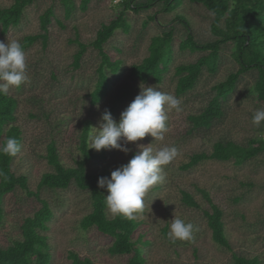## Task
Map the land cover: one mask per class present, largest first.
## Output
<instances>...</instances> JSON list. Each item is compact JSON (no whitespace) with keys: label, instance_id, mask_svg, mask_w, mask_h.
<instances>
[{"label":"rangeland","instance_id":"1","mask_svg":"<svg viewBox=\"0 0 264 264\" xmlns=\"http://www.w3.org/2000/svg\"><path fill=\"white\" fill-rule=\"evenodd\" d=\"M12 2L0 0V5L9 6ZM79 4L80 0H73L70 15L65 17L64 7L58 0H31L24 9L20 23L10 27L6 33L0 31V41L16 39L20 42L25 35L41 32L40 15L48 7H53L54 16L47 30L46 46L38 40L25 50L28 83L9 92L18 101L15 124L22 132L21 150L12 162V170L28 177V191L32 193L28 194L17 187L4 196L0 246H7L20 237L18 227L21 220L40 207V200H46L53 210V218L44 232L49 242V264H68L69 251L89 257L94 264L128 263L130 254L108 252L112 238L100 233L94 226L87 230L79 228L80 219L91 210L88 191L74 184L66 189L37 186L41 174L51 169L44 157L46 145L51 140L55 142L61 162L70 166L74 160L81 158L78 143L85 120L92 122L91 133L92 127H99L101 115L108 108L115 109L113 118L119 120L120 113L140 91L141 82L129 74L130 65L147 55L152 36L171 26L172 53L168 69L160 83L150 80L143 84L158 87L162 92L181 99V111L168 113V131L163 141H155L148 135L137 142H129L131 151L127 154L116 149H102L104 155L90 160L87 170L113 171L126 164L145 146L154 149L165 145L175 146L178 154L170 164L164 166V182L147 193L144 211L137 217L140 224L133 238L142 233L149 241L145 245L139 243L144 264H231L233 253L256 257L264 264V151L242 163H235L233 159L204 160L189 169L180 168L192 153L210 151L216 140H230L246 146L251 138H264V123L259 128L251 123L254 111L264 108V98L255 88L258 72L253 69L240 75L235 90L223 102V117L211 128L202 135L195 131L189 133L188 116L199 113L213 95V86L238 68L231 54L234 47L232 43L221 45L217 71L211 73L204 69L191 90L176 95L175 66L194 61L205 54L179 49V43L187 36V29L176 18H185L194 39L205 42L215 38L210 28L212 13L201 4L189 0H182L180 5L169 11L162 10V3H155L138 11L128 9V30H116L103 45L113 59L122 61L121 69L109 74V89L93 104L88 95L100 58L89 43L99 25L116 16L120 7L114 0H89L84 10ZM76 31L87 47L80 57L79 67L74 68L73 55L78 49L73 41ZM199 188L206 190L222 210L230 248L213 241L203 214L208 205ZM182 190L193 195L200 207L185 205L181 199ZM174 212L196 226L190 242L173 243L167 238ZM108 216H111L109 212Z\"/></svg>","mask_w":264,"mask_h":264},{"label":"trees","instance_id":"2","mask_svg":"<svg viewBox=\"0 0 264 264\" xmlns=\"http://www.w3.org/2000/svg\"><path fill=\"white\" fill-rule=\"evenodd\" d=\"M65 10V17L70 15L73 0H58ZM89 0H80L79 7L85 9ZM201 4L212 13L211 33L215 37L212 40L198 42L194 39L188 21L178 16L187 29V36L179 43L180 50L191 52H205L197 59L187 63H181L174 68L177 76L175 94L182 95L191 90L204 69L214 73L217 71L219 50L221 45L232 43L234 50L232 57L238 65L235 71L227 74L226 78L213 86V95L207 104L197 114H190L189 133L195 131L202 133L212 127L213 123L220 120L224 111L223 102L235 90L236 84L242 73L248 70H256L259 77L255 88L259 96L264 98V0H189ZM31 0H13L9 6L0 5V31L6 33L10 27L20 23L24 9ZM182 0H121L117 5L120 7L116 16L108 22L101 23L96 30L95 37L90 45L97 51L99 62L95 68V80L89 92L91 103H97L110 87L109 74L117 73L121 69L122 61L113 59L104 50L103 45L115 33L121 29L127 31L129 25L126 20V11L132 9L138 11L149 8L155 3H162V10L169 11L180 5ZM54 16L53 7H48L40 15V31L37 34L25 35L20 43L24 50L34 42L40 40L46 46L48 37L47 30ZM173 27H168L160 34L150 38L148 53L140 61L130 65L129 74L141 83L150 80L160 83L164 72L168 69L171 61V39ZM73 41L78 49L73 55L72 65L79 67L80 57L85 51L87 44L81 42L79 35L75 34ZM18 101L12 95L0 96V143L8 137H15L21 145L22 132L16 121ZM112 116L115 114L113 107L108 108ZM78 147L81 158L74 160V164L67 166L61 162L54 141L46 145L44 157L50 166L41 174L38 188L66 189L71 184L89 193L91 210L79 221V228L87 230L94 226L96 229L110 238L111 244L107 250L111 254H130L127 264H144L145 258L140 245L148 244L149 241L142 233L134 239V233L140 224V220H127L121 216L113 218L108 216L105 197L108 192L106 187H98L100 177L110 178L112 170L103 169L99 172H90L87 163L104 155L103 150L96 151L88 148V137L91 134L90 120H85ZM262 137V136H261ZM254 137L248 141L246 146L236 144L230 140H216L210 151H200L189 155L188 160L180 168L185 170L196 166L204 160H229L242 163L245 159L253 157L264 151V138ZM15 157L0 155V171L5 177H0V225L4 218L3 199L4 196L13 192L17 187L28 191V177L16 174L12 170V162ZM199 192L206 201L208 209L203 210L208 227L211 229V237L214 242L230 248L224 223L222 221V210L212 200L209 193L203 188ZM35 196L37 194L35 193ZM38 197V196H37ZM181 199L187 206L199 208L198 202L189 192L182 190ZM41 205L34 210L32 215L25 216L19 223L20 237L13 239L7 246H0V264H49L50 252L48 236L44 234L48 230V222L53 218V210L46 200H40ZM165 227V226H164ZM165 234V228L162 227ZM68 264H94L89 257H81L77 252H68ZM231 264H263L256 257H245L232 254Z\"/></svg>","mask_w":264,"mask_h":264},{"label":"clouds","instance_id":"3","mask_svg":"<svg viewBox=\"0 0 264 264\" xmlns=\"http://www.w3.org/2000/svg\"><path fill=\"white\" fill-rule=\"evenodd\" d=\"M27 67L26 53L18 40L0 41V96H7L11 89L28 83ZM139 87V93L120 113L118 121L110 111L102 113L99 127H92L87 149H116L127 154L131 151L129 142H137L148 135L155 141L164 140L168 131V113L181 111L182 101L158 87L143 83ZM251 123L257 128L264 123V108L254 111ZM20 150L21 145L15 137H8L0 143V155L15 157ZM177 154L175 146L165 145L158 149L145 146L126 164L113 170L110 178L100 177L98 187L107 189L105 204L111 216L136 220L144 211L147 193L164 182V166L170 164ZM0 177L6 178L3 171H0ZM195 231L193 223L186 222L174 212L167 238L173 243L190 242Z\"/></svg>","mask_w":264,"mask_h":264}]
</instances>
